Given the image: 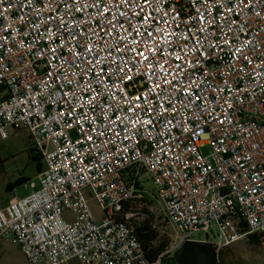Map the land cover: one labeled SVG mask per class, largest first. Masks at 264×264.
Returning <instances> with one entry per match:
<instances>
[{"label": "built area", "instance_id": "2783aa9c", "mask_svg": "<svg viewBox=\"0 0 264 264\" xmlns=\"http://www.w3.org/2000/svg\"><path fill=\"white\" fill-rule=\"evenodd\" d=\"M92 3L0 0V137L25 129L45 159L40 188L0 206V236L28 264H167L188 240L220 258L264 235V0H136L151 22L131 0ZM145 28L159 43L131 45ZM126 44L163 52L150 65ZM145 175L175 230L154 261Z\"/></svg>", "mask_w": 264, "mask_h": 264}, {"label": "rangeland", "instance_id": "374dc122", "mask_svg": "<svg viewBox=\"0 0 264 264\" xmlns=\"http://www.w3.org/2000/svg\"><path fill=\"white\" fill-rule=\"evenodd\" d=\"M75 136V131L72 132ZM34 141L25 129L11 130L9 137H0V203L5 204L7 200L14 194H26L34 188L30 186L31 181L36 182L35 189L41 186L38 172L35 171L33 161L29 158L30 148ZM52 149V147H50ZM209 151V147L205 148ZM45 167V159L42 160ZM28 177L29 181L24 184L17 185V181ZM143 185L146 191L148 202L153 205L159 216L158 231L161 234H167L170 240L175 235V230L172 224L169 223L164 213V201L159 197L155 198V184L149 175L143 177ZM0 205V206H1ZM96 208V206L94 205ZM99 214V213H98ZM196 238H205V233H196ZM0 246L3 249V257L0 259V264H28L25 256L19 245L0 238ZM232 247L233 255L237 264H264V243L255 245L249 242L248 239L241 240ZM72 264H79L73 262Z\"/></svg>", "mask_w": 264, "mask_h": 264}, {"label": "trees", "instance_id": "16d2710c", "mask_svg": "<svg viewBox=\"0 0 264 264\" xmlns=\"http://www.w3.org/2000/svg\"><path fill=\"white\" fill-rule=\"evenodd\" d=\"M5 85L0 83V94L5 92ZM29 158L33 161V166H35V171L39 174L44 169V164L42 160L44 156L42 152L33 144L30 148ZM29 181V178L24 177L17 181V185H21ZM157 228H153L150 221H146L138 226L137 235L140 240L143 251L150 261H154L157 257L165 251L170 244V237L167 234H161ZM248 240L250 243L255 245H260L264 243V235L262 233H253L249 235ZM220 259L223 264H237L235 257L233 255L232 247H227L220 252ZM167 264H178L174 257H171V262Z\"/></svg>", "mask_w": 264, "mask_h": 264}, {"label": "snow or ice", "instance_id": "6c2138e0", "mask_svg": "<svg viewBox=\"0 0 264 264\" xmlns=\"http://www.w3.org/2000/svg\"><path fill=\"white\" fill-rule=\"evenodd\" d=\"M122 3H125V4H128L129 3V0H121ZM149 3V0H145V4H148ZM131 4H132V7H138L139 10H140V13H144V20L145 21H149L151 22V20L153 19L152 16L150 14H147L145 12V8H144V5H138L136 3V0H131ZM92 7H97L99 8V4L96 3V0H93V3L90 5ZM112 11V7L109 6L108 8H106L104 10V13L103 14H106L108 12H111ZM120 15H126L124 13H121ZM165 23H167V21H165ZM117 25H120V20H119V15L117 16V23L114 25L111 23V21H109V24L105 27H113L115 28ZM125 31H128V29H125ZM157 31L156 28H152L151 30H149L148 28H145L144 32H140L139 30H137V34L141 36V39L140 40H135L133 39L132 42H131V45H141L142 47L143 46H146L147 45V42L149 40V38L152 39L153 43H156L158 44L159 41L155 39L154 37V33ZM163 31V30H161ZM106 35H108L109 33H105ZM168 35H171V33H169ZM125 39H127L125 37ZM166 43H168V41H165ZM117 43L119 44V39L117 40ZM198 43V41H197ZM131 45H123V46H120L116 49L117 52H120L121 55L123 54L125 48H127L129 51H132L134 52L137 56H139L142 60H148L149 61V64H153L155 61V54L157 51H160V52H163V49H159V48H147V52H148V55L145 54L144 51H137L134 47H132ZM85 48L87 49V45H85ZM89 52L93 51V49H87ZM181 50L183 52V46H181ZM149 57H151V59H149ZM176 59L177 60H180L181 59V56L180 55H177L176 56ZM184 59L187 60V57L184 56ZM127 62H124L122 64H117L116 65V68L113 70V74H119V72L121 71H124V67L126 65ZM137 64L140 63V60H137L136 61ZM124 77H120V79H123ZM128 79H131V76H128L127 77ZM164 83H168V81H165ZM157 87H160L159 84L156 85ZM92 100H96V97L93 96L91 97ZM137 99H139V97H137ZM198 99V97H197ZM191 102V101H190ZM128 119H131L130 117H128ZM89 139H91V137H89Z\"/></svg>", "mask_w": 264, "mask_h": 264}, {"label": "water", "instance_id": "95a60500", "mask_svg": "<svg viewBox=\"0 0 264 264\" xmlns=\"http://www.w3.org/2000/svg\"><path fill=\"white\" fill-rule=\"evenodd\" d=\"M178 264H223L212 242L185 241L174 253Z\"/></svg>", "mask_w": 264, "mask_h": 264}, {"label": "crops", "instance_id": "0c3cea01", "mask_svg": "<svg viewBox=\"0 0 264 264\" xmlns=\"http://www.w3.org/2000/svg\"><path fill=\"white\" fill-rule=\"evenodd\" d=\"M16 195H19V194H14V195L11 196L10 198H12V197H14V196H16ZM22 195H24V194H22ZM10 198H9V199H10ZM7 201H8V200H7ZM7 201H6V202H7ZM0 205H1V203H0ZM0 238H3V237L0 236ZM7 240H8V239H7ZM10 241H12V240H10ZM12 242H14V241H12ZM14 243H15V242H14ZM16 244H17V243H16ZM17 245H18V244H17ZM19 247H20V246H19ZM23 255H24V254H23ZM2 257H3V249H2L1 246H0V259H1ZM73 262H78V261H72V263H73ZM72 263H71V264H72Z\"/></svg>", "mask_w": 264, "mask_h": 264}]
</instances>
